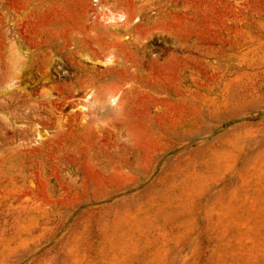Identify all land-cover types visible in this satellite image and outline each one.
<instances>
[{
  "label": "rangeland",
  "instance_id": "1",
  "mask_svg": "<svg viewBox=\"0 0 264 264\" xmlns=\"http://www.w3.org/2000/svg\"><path fill=\"white\" fill-rule=\"evenodd\" d=\"M0 264H264V0H0Z\"/></svg>",
  "mask_w": 264,
  "mask_h": 264
},
{
  "label": "bare ground",
  "instance_id": "2",
  "mask_svg": "<svg viewBox=\"0 0 264 264\" xmlns=\"http://www.w3.org/2000/svg\"><path fill=\"white\" fill-rule=\"evenodd\" d=\"M119 17V18H118ZM129 17H130V13H127L126 11H120L119 15L117 16L118 19H120L124 24H128L129 21ZM134 21H137V19H134ZM123 23L122 26H123ZM124 28V27H123ZM136 29L135 25L133 26V24H129L126 29H125V39L128 38L127 35L129 32H131L132 30ZM122 31V30H121ZM124 32V31H123ZM132 33V32H131ZM114 35L116 36L117 39V43L120 40L119 37L117 36V34H119V31L115 32H111L110 35ZM84 41V40H83ZM89 42V41H88ZM85 44V43H84ZM91 43H88L86 46L87 51L90 52L93 55H99L103 52H109L110 50L108 48H116V49H121V47H123V45L121 44H106V43H100L97 44V48H93V46H91ZM122 51V50H121ZM119 52V51H118ZM113 53V52H112ZM114 59V58H113ZM108 65H107V73L111 76H113L114 80L112 82L109 83L108 86H110V88L108 89L106 85H103L102 90L99 93V97H103L105 95V93H107L108 95H110V102L111 104H115L117 101V97H116V92L119 86V83L123 80V79H133L132 77L134 76L133 71H131L129 73V71H127V68L120 63H113L112 61H108ZM150 63H153V61H149ZM130 70V69H129ZM86 107L81 106V111H85Z\"/></svg>",
  "mask_w": 264,
  "mask_h": 264
}]
</instances>
